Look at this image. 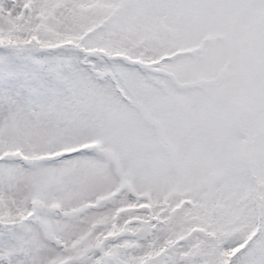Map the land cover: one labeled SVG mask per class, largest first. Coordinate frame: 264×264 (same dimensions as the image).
Instances as JSON below:
<instances>
[{
  "label": "snow or ice",
  "instance_id": "obj_1",
  "mask_svg": "<svg viewBox=\"0 0 264 264\" xmlns=\"http://www.w3.org/2000/svg\"><path fill=\"white\" fill-rule=\"evenodd\" d=\"M0 264H264V0H0Z\"/></svg>",
  "mask_w": 264,
  "mask_h": 264
}]
</instances>
